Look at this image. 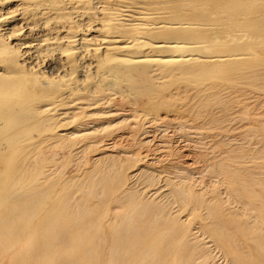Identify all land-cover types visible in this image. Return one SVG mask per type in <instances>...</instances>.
Instances as JSON below:
<instances>
[{
  "label": "bare ground",
  "instance_id": "obj_1",
  "mask_svg": "<svg viewBox=\"0 0 264 264\" xmlns=\"http://www.w3.org/2000/svg\"><path fill=\"white\" fill-rule=\"evenodd\" d=\"M0 264H264V0H0Z\"/></svg>",
  "mask_w": 264,
  "mask_h": 264
},
{
  "label": "rangeland",
  "instance_id": "obj_2",
  "mask_svg": "<svg viewBox=\"0 0 264 264\" xmlns=\"http://www.w3.org/2000/svg\"><path fill=\"white\" fill-rule=\"evenodd\" d=\"M243 121H241L240 119H238V118H236V119H232L231 121H229V122H227V125L228 126H230V127H232V126H234L232 129L233 130H231V132H230V136L229 137H226V138H224V140H225V143H224V145L223 146H220V148L219 147H217V148H215V150L214 149H212V147H210L209 148V146L207 145V142L208 143H211V140H212V138H205L206 140H200V139H198V138H193V137H187L188 139H186V136L184 137V136H182L181 138H182V140H181V142L179 143V141H177L178 139H181V138H179L180 136L179 135H170V132H169V130L170 129H168L167 128V131L168 132H166V137L168 138V139H166V138H164V139H166V141L169 143V144H171L172 143V145H170L171 146V148H172V151H174L173 152V156L175 157L177 154H178V151H179V149H181L183 146H186V147H188L189 146V144L190 145H192V146H189L187 149H189V150H193V149H195V145L196 144H198L199 146H201V147H196V149L198 150L199 149V151H201V153H202V151H203V153L204 154H207L206 155V158L202 155V159L204 160V159H208V157L209 156H216L217 154H220V152L219 151H221L222 150V148L224 149V148H227L228 147V149L230 148V147H234V148H238V147H245L246 149L247 148H255L254 147V145H253V143H254V141L253 140H250L249 139V143L248 142H246V141H244V139L242 138L243 136V130H244V127L243 126H241V125H243ZM240 127H241V129H240ZM243 127V128H242ZM160 130L162 129V128H159ZM236 129V130H235ZM156 132H154L153 131V134H152V136L154 135V136H157L156 138L159 140V139H163L161 136H162V133H165V132H162L163 131V129L161 130V131H159L158 129L157 130H155ZM158 131H159V133H161V134H159L158 133ZM157 135H156V134ZM168 133V134H167ZM232 134V135H231ZM233 134H235L234 136L235 137H233ZM170 138H169V137ZM236 136L238 137V136H240V137H238V138H236ZM159 137V138H158ZM173 137V138H172ZM192 140H191V139ZM241 138V139H240ZM173 139H175L176 141H177V143L175 142H173ZM186 140L187 142H185L184 140ZM171 140V141H170ZM188 140L190 141V142H188ZM200 140V141H199ZM170 141V142H169ZM195 141H199L200 143H196L195 144ZM253 141V142H252ZM182 143H183V145H182ZM192 143V144H191ZM194 143V144H193ZM175 144V145H174ZM177 144V145H176ZM185 144V145H184ZM188 144V145H187ZM207 146H206V145ZM249 144V145H248ZM194 145V146H193ZM197 145V146H198ZM202 145H203V147H202ZM243 145V146H242ZM245 145V146H244ZM252 145H253V147H252ZM179 146V147H178ZM181 146V147H180ZM211 146H213L212 144H211ZM249 146V147H248ZM174 147H176V148H178V149H176V148H174ZM186 147H184V149H186ZM191 148V149H190ZM209 150H208V149ZM175 149V150H174ZM177 150V151H176ZM182 150V149H181ZM211 150V151H210ZM214 150V151H213ZM209 151V152H208ZM180 152V151H179ZM219 152V153H218ZM210 153V154H209ZM176 154V155H175ZM177 157V156H176ZM210 158V157H209ZM203 164V163H202ZM200 166L201 167H203L204 165H199V168H200ZM201 170V168L200 169H198V171H199V173L201 174V173H203L205 176H204V178H206V176H209L207 173H209V172H211V171H209V169L207 170L206 169V173H204V171H200ZM198 171H196L197 173H196V176H197V174H199L198 173ZM202 174V175H203ZM211 174V173H210ZM201 175V176H202ZM198 176H200V175H198ZM208 179V177L206 178V180ZM210 179V178H209ZM209 179H208V181H206L205 180V182L204 183H209Z\"/></svg>",
  "mask_w": 264,
  "mask_h": 264
}]
</instances>
